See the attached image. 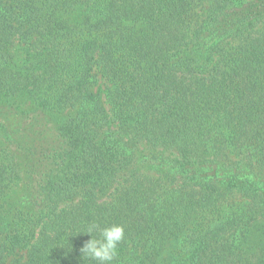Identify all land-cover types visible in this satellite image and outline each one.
<instances>
[{"label":"trees","instance_id":"16d2710c","mask_svg":"<svg viewBox=\"0 0 264 264\" xmlns=\"http://www.w3.org/2000/svg\"><path fill=\"white\" fill-rule=\"evenodd\" d=\"M93 223L264 264V0H0V264H96Z\"/></svg>","mask_w":264,"mask_h":264},{"label":"clouds","instance_id":"9594fccd","mask_svg":"<svg viewBox=\"0 0 264 264\" xmlns=\"http://www.w3.org/2000/svg\"><path fill=\"white\" fill-rule=\"evenodd\" d=\"M98 232L97 237L92 233ZM85 234L89 239L79 249L82 258L96 262V264H112L117 255V246L124 239V228L122 225H111L100 227L99 224H91Z\"/></svg>","mask_w":264,"mask_h":264}]
</instances>
